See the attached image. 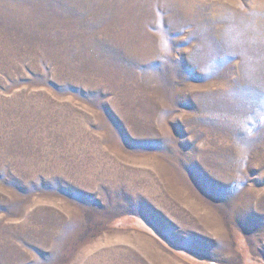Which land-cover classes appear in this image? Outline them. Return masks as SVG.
Masks as SVG:
<instances>
[{
	"label": "rangeland",
	"instance_id": "1",
	"mask_svg": "<svg viewBox=\"0 0 264 264\" xmlns=\"http://www.w3.org/2000/svg\"><path fill=\"white\" fill-rule=\"evenodd\" d=\"M262 90L264 0H0V264H264Z\"/></svg>",
	"mask_w": 264,
	"mask_h": 264
},
{
	"label": "snow or ice",
	"instance_id": "2",
	"mask_svg": "<svg viewBox=\"0 0 264 264\" xmlns=\"http://www.w3.org/2000/svg\"><path fill=\"white\" fill-rule=\"evenodd\" d=\"M233 95H235V93H233ZM254 96L257 104V112L264 113V90L255 92ZM260 119L264 121V115H261Z\"/></svg>",
	"mask_w": 264,
	"mask_h": 264
}]
</instances>
